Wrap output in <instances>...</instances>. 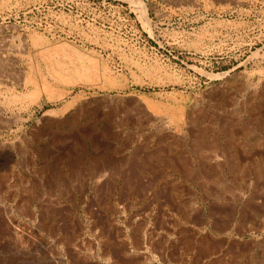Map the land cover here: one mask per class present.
<instances>
[{
  "label": "rangeland",
  "instance_id": "obj_1",
  "mask_svg": "<svg viewBox=\"0 0 264 264\" xmlns=\"http://www.w3.org/2000/svg\"><path fill=\"white\" fill-rule=\"evenodd\" d=\"M0 264H264V0H0Z\"/></svg>",
  "mask_w": 264,
  "mask_h": 264
},
{
  "label": "bare ground",
  "instance_id": "obj_2",
  "mask_svg": "<svg viewBox=\"0 0 264 264\" xmlns=\"http://www.w3.org/2000/svg\"><path fill=\"white\" fill-rule=\"evenodd\" d=\"M16 44V43H15ZM3 48V47H2Z\"/></svg>",
  "mask_w": 264,
  "mask_h": 264
}]
</instances>
